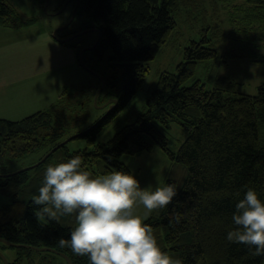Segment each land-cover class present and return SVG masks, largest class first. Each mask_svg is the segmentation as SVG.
Returning a JSON list of instances; mask_svg holds the SVG:
<instances>
[{"label": "trees", "instance_id": "1", "mask_svg": "<svg viewBox=\"0 0 264 264\" xmlns=\"http://www.w3.org/2000/svg\"><path fill=\"white\" fill-rule=\"evenodd\" d=\"M205 1L80 0L82 10L105 36L101 54L112 52L105 87L120 82L117 106L73 138L86 142L82 148L72 150L69 142L37 167L0 176V238L57 249L74 264H105V244L87 224L80 225L98 176L130 181L133 174L123 156L159 148L170 160L162 191L167 201L133 232L137 264H162L166 258L172 264H264V81L256 94H245L235 77L218 76L210 88L194 78L200 63L240 58L220 49L222 31L219 23L204 17ZM208 1L217 2L218 15L221 6L233 5L249 25L264 24V0ZM184 6L191 12L202 10V38L185 48L184 61L175 72L159 75L138 109L132 104L143 89L147 65L177 28V13ZM17 13L8 0H0V26L9 28V21L19 18ZM25 21L23 27H28L37 18ZM132 107L137 110L133 121L99 142L105 128ZM51 111L20 121L0 119V175L21 170L5 172L71 134L68 118ZM85 124L81 121L75 129ZM174 127L184 129L187 138L173 136ZM7 248L0 243L1 250ZM17 249L11 264H35L42 253L43 264H54L52 255H57Z\"/></svg>", "mask_w": 264, "mask_h": 264}, {"label": "rangeland", "instance_id": "2", "mask_svg": "<svg viewBox=\"0 0 264 264\" xmlns=\"http://www.w3.org/2000/svg\"><path fill=\"white\" fill-rule=\"evenodd\" d=\"M67 1L8 0L20 19L9 21V28L0 26V119L20 121L34 113L52 110L51 114L67 117L73 130L70 131L71 134L68 133L44 150L11 164L5 172L34 166L58 143L85 131L95 121L93 125L100 122L110 112L111 100L118 99L121 94L118 81L98 94L102 82L95 73L108 78L109 58L112 55L110 50L106 49L102 53L99 67L91 60V51H87L83 57V65L68 46L77 39L63 43L57 38L56 29L69 20L72 12L74 2H70L68 7L66 5L67 9L65 7L64 11L56 16ZM205 2L206 16L198 8L196 12H191L188 9L190 7L180 8L177 13L178 26L156 59L147 65L148 73L143 82V89L132 106L142 109L146 98L156 87L159 75L165 71L175 72L177 65L184 61L185 48L192 40L198 41L202 38L199 31L203 27L202 15L208 18L211 24L219 23L218 28L223 35L219 41L220 49L233 51L240 58L229 63H222L220 60L200 63L194 78L203 80L210 88L214 78L218 76L235 77L241 83V93H257L258 86L264 81V24L249 25L242 18L244 14L239 15L233 11V5L221 6L218 15L217 2ZM79 11L81 14L76 17L75 22L67 30L58 31V36L84 31L86 21L93 24L81 6ZM33 18H37L35 24L23 27L26 19ZM101 40L105 46L104 35ZM194 78L188 83L192 84ZM107 104V107H103ZM136 111L133 107L125 109L105 128L98 141L104 143L112 138L125 124L133 121ZM84 120L87 124L75 129V126ZM172 135L181 141L188 136L180 127H174ZM84 145L86 142L81 140H72L69 143L72 150ZM122 161L132 171V180L120 181L111 176H98L99 181L83 211L84 214L85 211L93 214L85 221L93 224V231L106 246L103 258L105 264H137V249L130 240L133 232L154 210L162 211L167 201L162 191L165 188L170 160L159 148L141 156L125 155ZM35 173L30 174L34 176ZM53 175L56 173L53 172ZM2 202L3 199L0 198V204ZM2 250L10 262L18 255L16 248ZM44 255L42 253L40 257L37 256L33 263L43 264ZM52 256L56 257L54 264H68L63 257ZM1 261L0 264H4ZM161 263L172 264L168 258Z\"/></svg>", "mask_w": 264, "mask_h": 264}, {"label": "flooded vegetation", "instance_id": "3", "mask_svg": "<svg viewBox=\"0 0 264 264\" xmlns=\"http://www.w3.org/2000/svg\"><path fill=\"white\" fill-rule=\"evenodd\" d=\"M65 5H67V7L69 6V4H67V2ZM65 5L63 6V8L65 7ZM67 7H66V9H67ZM71 11L72 12L70 13L69 20L65 24H63L62 27H59V28L67 30V28H69L70 25L75 22L76 17L79 14H81L79 11V6H77L76 3L73 4ZM61 37L65 38V39L69 38L72 40L77 39V41H75L73 44H71L70 47L73 50V52L75 53V57L78 58L79 63L81 62V64L85 65L84 59L83 58L80 59V54L82 53V56L84 57V55L87 51H91V54H92L91 60L93 62H96L97 67H99V65H100L99 58L102 55L100 52L99 46H101V44H102V40H101L102 35L100 36L99 32L96 30V27L93 26L89 21H86L84 31H75L72 33L64 34ZM80 37H82L81 41L79 39ZM96 73H98V72H96ZM98 74L101 75L100 73H98Z\"/></svg>", "mask_w": 264, "mask_h": 264}, {"label": "water", "instance_id": "4", "mask_svg": "<svg viewBox=\"0 0 264 264\" xmlns=\"http://www.w3.org/2000/svg\"><path fill=\"white\" fill-rule=\"evenodd\" d=\"M70 1H72V0H68V2H67V4L70 2ZM74 1H76V5L77 6H79V4H80V0H74ZM65 7H66V5H65ZM64 7V8H65ZM64 8L61 10V11H63L64 10ZM60 13H62V12H60ZM59 14V13H58ZM68 26V25H67ZM57 32V31H56ZM99 33H100V36H101V34H103V32L102 31H100L99 30ZM59 40L60 41H62V42H68L69 41V39H67V40H65V39H60L59 38ZM71 40V39H70ZM81 56H82V53H81ZM100 77V79H101V82H102V86H101V89L98 91V94L101 92V90H103V88L105 87V79L103 78V77H101V76H99ZM95 102H97V97H96V99H95ZM117 103H118V99H114V100H111V103H110V105L109 104H107L106 106H103V107H107L108 105L110 106V111L113 109V108H115V106H117ZM108 114V113H107ZM75 136H72V137H69L68 139H66V140H64L63 142H61L60 144H58V145H56L55 147H53L37 164H35L34 166H31V167H26V168H23V169H21V170H18V171H15V172H13V173H9V174H5V175H0V176H12V175H15V174H18V173H21V172H24V171H27V170H29V169H31V168H33V167H37V166H39L40 164H42L53 152H55L57 149H59L60 147H62V146H64V145H66L67 143H69L71 140H73V138H74ZM0 242H3V243H5V244H7V245H10V246H13V247H16V248H28V249H33V250H36V251H40V252H52V253H55V254H57V255H60V256H62L63 258H65L66 259V261L68 262V264H73V262L71 261V259H70V257L66 254V253H64V252H61V251H59V250H57V249H54V248H50V247H36V246H32V245H23V244H16V243H13V242H11V241H8V240H6V239H4V238H0ZM0 257H2V259H3V261H4V264H9V261H8V259L6 258V256L0 251Z\"/></svg>", "mask_w": 264, "mask_h": 264}, {"label": "crops", "instance_id": "5", "mask_svg": "<svg viewBox=\"0 0 264 264\" xmlns=\"http://www.w3.org/2000/svg\"><path fill=\"white\" fill-rule=\"evenodd\" d=\"M92 215H93V214H90L88 211H85V214L83 213V215H82L80 225L87 224L89 231H92L93 233H95V232L93 231V228L95 229V227L93 226V224L90 223V222L85 221V219H89ZM92 227H93V228H92ZM90 229H91V230H90ZM109 244H110V243H108V245H109ZM111 245H112V244H111ZM104 263H105V260H104Z\"/></svg>", "mask_w": 264, "mask_h": 264}]
</instances>
